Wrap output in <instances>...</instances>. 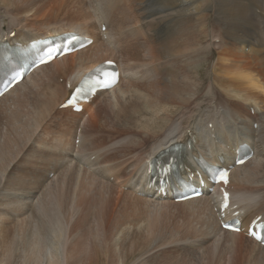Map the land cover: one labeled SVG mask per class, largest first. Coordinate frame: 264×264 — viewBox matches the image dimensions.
Listing matches in <instances>:
<instances>
[{"label": "rangeland", "instance_id": "1", "mask_svg": "<svg viewBox=\"0 0 264 264\" xmlns=\"http://www.w3.org/2000/svg\"><path fill=\"white\" fill-rule=\"evenodd\" d=\"M108 2L109 0H101V3L98 5V8H100L99 10L101 11V19H99V21L102 22L100 28V24L96 25L98 17L94 19L91 12L88 11L89 9L86 8L83 0H34L32 3L27 2V0H0V20L2 21L0 22V31L12 30L18 34H29L26 36H37L45 34L47 32L46 29L62 30L65 28H72L76 31L86 30L90 35L93 36L95 42L89 36H86L87 38H90L91 42L85 48L91 45L92 46L90 49L88 48L83 52L85 58L91 57L90 54L96 56L101 53V55L93 59L95 61H102L103 58L104 60L107 58L114 63H120V65H122V71H120V82H117L118 87L116 88L117 90L115 92L117 95L114 94L115 105L120 107L124 102L128 101L129 98H132V96L133 98L130 99L131 103L134 101L139 102V97H141L140 95L142 93L147 94L148 87L150 89L157 85L161 86L163 81H169L173 75H175V73H177L176 77L178 75L175 65L177 60H173V58H164L154 61L156 58H152V53L150 55L149 51L155 50L153 48V44H149L148 41L152 38L150 36L153 34L151 27L153 24V26H155L157 18H162V16L169 14L172 15L173 10L175 12L176 9H171L172 11L165 10L155 13L148 16L147 18H140V6H137L135 3L132 4L131 0V6H134V8L126 4V6L123 8L124 10L122 9L123 11L119 13L118 19L114 21L112 20L111 15L112 7L108 5ZM204 4L205 3L201 4L202 8L205 6ZM77 8L80 9L84 21H82L81 16H79L76 11H74ZM49 15L52 17H49ZM192 17L195 18V15ZM214 19L215 18L213 15L207 19V25L204 27V30L206 29L205 31L207 32V35H199L198 38L196 36L195 38L197 40L200 38V41H197L195 46H192L188 48V50L183 51V53L178 54L182 56L177 58L179 60L177 67H183L182 63L186 60L189 61L187 58V53L191 55L194 54L193 57H195V61H201L202 58L203 62L202 56L204 55L207 57V59H209L208 66L204 67V65H201L196 71L204 69L201 72H205L206 77H209L206 78V83L203 90L204 92H202L203 94H201V97L197 99L193 107L189 110H185L183 113H178L179 115L175 113L172 121H174V124L179 128L178 131H184L186 128H190L192 123H195V125L198 124L199 126L204 125V123L213 118H215V120H223L225 112H231L233 115H235L234 118L238 120L236 123L237 127L240 129L245 128L247 130L246 136L249 137V142L252 143L251 147L252 149H256V154L253 157L254 161L251 160L252 163H250V165L248 164L243 169H241L248 171L245 173L246 175L242 176L240 173H238L241 170H238L237 172L238 179H240L241 182L240 185L242 186L245 185L244 181L247 179V174L249 171L255 170V167L258 165H260L259 167L261 169L264 168V109L261 108L259 110L255 105L254 107L252 106L248 108L246 102L242 101L239 104L238 110V112H241V115L236 116L237 114L235 113L234 108L229 104V102L233 104L232 100H228V97H225V99L223 96H218V93L216 96H213L212 93L215 91V89H217V87L213 84V76L211 78L210 73L215 61V55L212 54V52H218V48L222 45L221 39L223 36L222 30L219 28V26L211 25V23L215 22ZM147 20L149 22V28L147 29L145 26L141 31L142 34L139 32V35L135 34L134 36L136 37L133 36L134 38L130 36L132 38L130 40L128 39L130 37H126L128 40L126 38H122L123 36L130 33V31L136 30V28L140 26L141 23H144ZM246 28V31H248L246 36L250 35L251 37V26H247ZM195 30L198 29L196 28ZM119 35L121 36L120 39L118 38ZM12 37L14 38V35ZM110 37L112 38L110 39ZM195 38L193 40H195ZM136 41L141 42V44H136L138 58L130 56V54L133 52L131 48L134 47L133 44ZM129 48L131 49L130 51H128ZM191 48L193 51L190 50ZM108 52H110V54ZM91 59L92 58H89L88 60ZM66 61H69L68 65L67 63L64 64L67 65V70L65 69L63 71L62 69H59L53 65L48 68V70H46L47 72L52 71L53 73L52 76L54 85L51 88L52 91H48L47 95L55 99L52 112V121L53 119L55 120V126H51L52 122L46 121L38 128L33 137H29V130L20 128L14 121V118L16 115H18V112L15 108H13L11 101L18 97L20 93L26 89V83L28 82L27 80L33 78V72H35V69L24 78V81H26L20 85L18 89L10 93L6 100L0 102V229H2L0 230V240L3 241V244L1 243L0 246V264L5 263V252L10 247L8 242L12 240L18 242L23 236L21 225L25 222V216L31 215L29 214L32 209V204L30 202H32V200L34 201L40 195V193L44 191L45 187L44 189L42 188L46 182H54L52 179L55 177V175H57V173L59 175V181L57 182L59 187L58 189H54V192L51 190V192L52 194L56 195V202H60L61 208L63 209H60V214L63 218L60 221L61 224L59 223V225L62 227V229H60V242L56 238L60 246L56 245V240L53 239L51 242L49 238L45 237L47 238L45 239L43 237L45 235L49 237L48 234L51 233V227L47 225L48 223L46 221H44L45 223H42L39 221L41 219H39V223H37L38 228L36 227L38 229L36 235L37 238L34 240V242L30 240L29 241L30 243L33 242L34 245L35 242L40 240L38 242L40 245L37 243L35 246L30 244V246H33V248L30 247L31 251H26L25 254L22 256L20 255L18 258H12V261L14 262L11 264H22L21 260L26 262L27 259H29L28 261H31L32 263V261L35 259V256L37 259H39L40 256H37L36 254H40V252L37 251H40L39 249L41 247L44 248L45 246H43V244L45 245L46 243H48V248L46 247L47 250L52 249V252L49 251L53 253L52 255L48 252L50 254L48 255L51 256L52 261L47 255L48 257H46L47 259L45 260L48 261L46 262L44 260L42 264H118L119 262V264H212L213 261L209 259L210 254L214 252V249L217 246V241L219 240L221 243V241L226 238L225 234L223 233L225 230L221 228L219 223L223 217H221L220 213L216 211V207L213 208V211L211 210L212 214L208 212L207 216L202 215V217H199L196 213L192 214L190 211H184L181 209L176 212L174 210L175 208L173 207L172 210L175 211L173 213L172 211H156L155 209H153L152 212L149 213L148 211L147 213V209L144 208V199L161 204H168L170 202L176 201L162 195L157 198L153 195L152 191H147L148 188L141 186L138 187L134 181L137 179V177L132 175V168L137 160L130 158L131 155L135 153L137 155L143 156L150 152V149L154 146V144L159 141V134H150L149 140H146L145 138L140 140V142H137L135 145H132L128 149L124 150L126 151L125 153L121 154L115 152V147L111 143L108 144V138H106L104 128L102 127L103 125L98 123L99 121H101L104 125L107 123V121H102L104 120L103 115L105 108H103L101 95H94L87 103V106L82 110L75 112L71 109H68V112L77 113V120H81L83 117L88 118V120L82 122L84 125V136L82 137L83 145L88 144V141L85 139V137H89L93 130L102 132V135L100 136L102 140L86 145L84 148L80 149L79 156H83L84 154L86 155L97 148L106 149L109 154L108 161L110 162H107L109 165H111L113 162L114 165L118 167L117 163L111 160H123L128 158L124 172L119 171L118 173H114V170L108 169V172L105 170V178L97 179L92 173H90L92 171L90 167L87 168V171H89L87 172L80 164L77 162L74 163L73 160H70L71 162L69 161L71 165L70 167L69 163H67L68 161L65 162L67 160L69 151H58L51 147L53 144L52 140L55 138V133L57 136H59L61 133L60 131L66 129V126H64V128L59 126V122L64 119V117L71 118L69 113H65L63 115L61 111L64 110V108H61L58 105L68 90V87L65 84V82H67L65 73H69L74 67L73 64L77 63L76 58L74 60H70L69 58ZM87 64H89V62L85 63V65ZM138 68L139 71H142L151 77V82L153 84L146 87L147 91L143 88L149 83V81L143 84L136 83L138 87H141L139 89L127 86L130 84L129 82H126L128 77H130V75H128L130 74L129 70H138ZM47 72H44V74L49 75L50 73ZM163 74H166L167 76H163ZM187 75V79H189L187 81H190L191 84L195 85L196 81H198V79L196 80V77H199V75H196L191 71H189ZM56 85L59 87L57 91L61 94V96L55 97L53 88ZM36 96H39V93H35L34 97ZM160 96L166 98V102L169 101L165 92L157 93L155 95L157 99H159ZM118 97L120 100H118ZM136 97H138V99H136ZM32 102L28 105V109L30 111H34L35 109L36 102ZM4 104L8 105L10 108H5ZM156 106L157 105L153 102V104H151L147 110L142 109V111H140L137 116H141L140 119L143 121L145 118L142 117V115H146L149 119H151V113L156 111L155 108H158ZM115 110L116 109L114 107L113 111ZM88 114L91 116L88 117ZM21 118L24 120V116H21ZM238 118L241 119L239 120ZM156 120H158V118H156ZM76 121H74L72 126L76 124ZM11 122L16 124L17 127H11ZM77 123L79 125L78 121ZM166 127L167 126L163 128L165 131ZM51 131H58V133L53 132V136H50ZM162 132L164 131L162 130L161 133ZM143 136L147 137L145 135ZM73 144L74 143L71 139L69 147H72ZM221 145H219V147L221 146V149H228L224 142H222ZM71 151L72 149L70 152ZM105 162L106 161L104 160L100 161L101 164ZM74 165L81 167V179L77 180L75 183H69L68 179L66 180V176L64 175L69 172V169ZM258 173H260L257 177L258 182L256 181L254 186L246 188L251 190L258 188L259 190L255 192L258 193L259 196H250L252 200H254L253 202L257 204L251 211L245 213V225H247L253 219L252 215L256 214V216H258L257 214H259V211L264 209V172L260 170ZM100 180L110 185L111 192L109 197L111 201H106L104 203V207L107 209L104 211V213H102L103 215L101 214L103 206L102 203H99L96 206H100L99 208L95 207L96 209H93L95 212H89L91 215L92 228L89 231L90 234H88V236L86 234V238H83L85 239V241L83 240L84 246L79 248L76 245L78 239L77 237H74V228L76 227L77 221L79 220L77 218H80L81 216L79 209L82 210V208H80V204L84 201L86 192L89 189L94 188L91 186V182H100ZM233 183L236 184L235 181ZM53 186V183L50 184L51 189ZM213 187L215 186H212V189ZM224 187H226V185ZM232 187L233 185L227 188ZM210 188L211 187H207L206 189H203L199 196L193 197L191 199L202 198L208 205L212 191ZM240 194L242 195L243 193L239 192L237 195ZM256 199L259 200L257 201ZM68 202H70L69 205ZM77 203H79V205ZM151 207L153 208L152 205ZM223 214L224 212L222 215ZM110 216L111 218H108ZM39 217L41 218L40 215L38 218ZM209 217L212 221L210 224L212 228L210 230L208 228V224L206 223ZM114 221L116 224H113L115 223ZM110 222L112 224H110ZM44 226L45 228H43ZM102 229L103 231H101ZM46 230H48V233L45 232ZM101 232L103 233L102 237L100 235ZM242 236L248 238L244 232H242ZM107 237L109 238L106 240ZM47 240L48 242H46ZM29 241L27 240L26 243H29ZM12 246L13 244L11 247ZM34 247L37 248H35L33 252L32 249H34ZM229 250L230 251L228 253L226 252L225 255L221 257L218 264H248L246 259H244L247 258V256L245 257L244 254H240L237 249L231 250V248H229ZM29 251L31 253L33 252L31 254L32 257L30 256V253H28ZM16 252L17 251H15V253ZM35 252L37 253L35 254ZM27 254H29V256ZM25 255H27V258L23 259V256L25 257ZM74 255L77 256V260H73V257H75ZM33 257L34 259H31Z\"/></svg>", "mask_w": 264, "mask_h": 264}, {"label": "bare ground", "instance_id": "2", "mask_svg": "<svg viewBox=\"0 0 264 264\" xmlns=\"http://www.w3.org/2000/svg\"><path fill=\"white\" fill-rule=\"evenodd\" d=\"M83 1L85 3L86 8L89 9L88 11L91 12L94 19L98 17L96 25L100 24L101 28L102 22L99 21V19H101V11L99 10L100 8H98V5L101 3V0ZM27 2L32 3L34 2V0H27ZM133 3L137 4V6H140V18H147L148 16L153 15L155 13H159L165 10L176 9L175 12L173 10L172 15L169 14L166 16H162V18H157L155 26H153V24L151 27L153 34L150 36L152 38L150 39L148 37L150 40H147L149 41V44H153V48L155 51L151 50L149 51V54L151 55L152 53L151 57L156 58L154 61L164 58H173V60H177L175 62V65L178 71V75L176 77L177 73H175V75H173V77L169 81H163L161 83V86L159 85L161 88L157 85L150 89L148 87L147 91L146 87L153 84L151 82L152 80L150 75L148 76L142 71H139V68L138 70H135L136 68L130 69V74H128L130 75V77H128V80L126 81L130 84H128L127 86L139 89L141 87H138L136 83L143 84L149 81V83L143 88L147 91V94L142 93L140 95L141 97H139V102L134 101L131 103L130 99L133 98L132 96V98H129L128 101L125 100L126 102H124L123 105L117 107L114 103V94H116V88L118 87V83L120 82V71H122V65H120V63H116L119 76L118 83L116 84V86L108 90L98 91L95 94L101 95L103 108H105L103 115L104 120L102 121H107V123L106 125H104L101 121H99L98 123L103 125L102 127L104 128L106 138H108V144L111 143L115 147L114 151L122 154L126 152L124 150L128 149L132 145H135L137 142H140V140L144 138L146 140H149L150 134H159L160 137H158L160 139L150 149V152L146 153L143 156L137 155L135 153L132 154L131 157L129 156L130 158L137 160V162L134 163L132 168V175L137 177V179L134 180L135 183L138 185V187L141 186L144 188H148L147 191H152L153 195L157 198H159L162 194H173V187L170 186L169 182L159 184L161 178L159 174H156V176L152 178V174L148 169V165L150 164L153 158L161 154V152L171 144L179 142L184 144L185 150L183 155V168L181 171V176L182 179L190 181L192 186H198L202 182V180L203 186H206L208 182H210L209 179L206 177L205 179H203V174L205 173V171L200 165L198 159L196 158L198 155H200L202 159L211 166L225 167L226 169H228V178L226 180L216 181L217 185L213 187L211 191V199L209 198L208 205L205 203L206 201H204V199L202 198L181 200L182 202L173 201L168 204H161L158 202L154 203L151 202V200L144 199V208L147 209V213L148 211L149 213L152 212L153 209H155L156 211H172V213L175 211L177 212L181 209L184 211H190L192 214L196 213L199 217H202V215L207 216L208 212L212 214L214 207H216V211L219 212L220 205L222 204L225 195L228 199V205L225 207V209H223L224 214L221 216L223 217L221 221L226 222V220H229L231 218H237L240 221V231L239 233H236L231 230L224 229L225 231H223V233L225 234L226 238L221 241V243L219 242V240L217 241V246L215 247L214 252L210 254L209 259H211L213 263L218 264L221 257L224 256L226 252L228 253L230 251L229 248H231V250L237 249L240 254H244L245 257L247 256V258L244 259H246L248 264H260L262 262V264H264V247L261 246V242L254 240L251 236L248 238L242 236V232H244L246 236H249L247 229L251 222H247L248 224L245 225L244 222L246 219H244V215L245 213L251 211L253 207H255L257 204L253 202L254 200H252L250 196H259L258 193L255 192L259 190L258 188L252 190L246 188L254 186V183L257 181V177L260 174L258 173V171L262 170L264 172V168L261 169L259 167L260 165L256 166L255 170H251L247 174V179H245L244 181L245 185H240L241 182L240 179H238V173H240L242 176L246 175L245 173L248 171H244L241 169H243L248 164L250 165V163L254 161L253 157L256 154V149H252V143L249 142V137L246 136L247 130L245 128L240 129L237 127L236 123L238 122V120L234 118L235 115H233L231 112H225L223 120H215V118H213L204 123V125L199 126L198 124L195 125V123H192V125H190V128H186L184 131H178L179 128L177 127V125L174 124V121H172L175 113L180 114L183 113L185 110L191 109L196 103L197 99L201 97V94H203L202 92H204L203 90L205 87L206 78L209 76L206 77L205 72H201L204 69L198 71L196 70L201 65L207 67L209 59H207V57L203 55V62L202 58L201 61L197 60V62L195 61V57H193L194 54L191 55L187 53V58L189 61L186 60L187 62H183V67H177V63L179 61L177 58L182 56L178 54L183 53V51L188 50V48L192 46H195L196 42L200 41V38L198 40L195 38L196 36L198 38L199 35H207V32L205 31L206 29L204 30V27L205 25H207V19L209 17H212V15L215 18V22L211 23V25L219 26V28H221L222 30L223 35L221 39L222 45L218 48V52H212V54L215 55V61L213 63L210 73L211 78L213 76V84L217 87V89H215L216 87L214 88L215 91L212 93L213 96H216V94L218 93V96L220 95L224 98L228 97V100H232L233 104L231 102H229V104L232 105V107L234 108L235 113L237 114L236 116L241 115V112H238V110L239 104L242 101L246 102L248 108L252 106L254 107L255 105L259 110L261 108L264 109V0H207V2L206 0H132V4ZM202 3H205V6L203 8L201 7ZM126 4L134 8V6H131V0H109L108 5L112 7V20L116 21L118 19L119 13L124 10L123 8L126 6ZM74 11H76V13L81 16V20L84 21L80 9L77 8ZM72 15L74 16L73 13ZM191 15H195V18ZM49 17L52 16L49 15ZM0 22L2 21L0 20ZM148 25L149 22L147 20L146 22L141 23V25L138 26L136 30L130 31V33L123 36L122 38L124 39L130 36L134 38L136 37L134 35L138 34L139 32L141 33L142 29L145 26L148 29ZM247 26H251L252 28L251 37L250 35L246 36V33H248V31H246ZM196 28L198 30H195ZM46 31L47 32L45 34L42 33L43 35L26 36L29 34L24 33L23 35L15 33L12 30H2L0 31V41H7L9 45L17 43L21 46H24L30 41H35L40 38H48L54 36L55 34H64L67 32L75 33L80 37L84 38H87L86 36H89L92 40H94L93 36L90 35L86 30L76 31L72 28H65L62 30L46 29ZM13 35L14 38L12 37ZM120 37L121 36L119 35L118 38L120 39ZM131 37L128 39H132ZM111 38L112 37H110V39ZM194 38L195 40H193ZM137 43L141 44V42L136 41L133 44L134 47L131 48L133 52L132 54H130V56H134L135 58H138L136 51ZM91 46L83 49L81 48L80 50H77L76 52L70 54H64L59 58L54 57L49 63L38 66L37 69H35V72H33V78L27 80L28 82L26 83V89L22 91L18 97L11 101L13 104V108H15L18 112V115H16V117L14 118V121L20 128L29 130V137H33L34 133L38 130V128L46 121L52 122L51 126H55V120L53 119L52 121V112L55 99L47 95L48 91H52L51 88L54 85L52 76L53 73L52 71H48L50 73L48 75L44 74V72L46 73V70H48V68H50L52 65L59 69H62L63 71L65 69L67 70L66 66L68 65L69 61L67 62L66 60L69 58L70 60H74L75 58L77 59V63L73 64L74 67L72 66L73 69L71 71L68 70L70 71L69 73H65V78L67 81L65 82V84L68 87V90L65 96H63L61 102L58 104L60 106L71 93L72 89L81 79V77L84 76L87 72L89 73L101 62L107 59L105 58L104 60L103 58L102 61H95L94 59L97 56L101 55V53L96 56L90 54L91 57L89 58H92L91 60H88L89 58H85L83 52L86 51L88 48L90 49ZM131 49L129 48L128 51H130ZM190 50H192V48ZM108 53L110 54V52ZM86 62H89V64L85 65ZM66 63L67 65H64ZM189 71L196 75H199V77H196V80L198 79V81H196L195 85L191 84L190 81H187L189 80L187 79V74L189 73ZM163 76L167 75L163 74ZM25 81L23 77L20 81L21 83L18 82L17 84L12 86L7 92H5L0 97V102L6 100L9 97V94L12 93L14 90L18 89L19 86L22 85ZM58 89L59 87L57 85L53 88V92H55V97L61 96V94L57 91ZM163 92H165V94L168 96V102H166V98H164L163 96L159 97L160 100L155 97L157 93ZM35 93H39V96L34 97ZM136 99H138V97H136ZM118 100H120V98ZM32 101L36 102L34 111H30L28 109V105L31 104ZM153 102L157 105L156 107L158 108H155L156 111L151 113V119H149L146 115H142V117H144L145 119L144 121L141 120V116H137V114L142 111V109L147 110L149 106L153 104ZM87 103H81L83 108L87 106ZM4 106L5 108H10L6 104H4ZM114 107L116 109L115 111H113ZM61 112L63 113V115L65 113H69L71 118L64 117V119L59 122V126H61L62 128L66 126V129L61 130L59 136H57L55 133V138H53L52 140L53 144L51 147L55 148L58 151H69L67 155V160L65 162L68 161L67 163H69L70 167V160H73L74 163L77 162L78 164H80L86 171L87 168L90 167L92 170L90 173H92L93 176L97 179L105 178V170L108 172V169L114 170V173H118L119 171L124 172V168L127 165L128 158L123 160H111L115 161L118 167H116L113 162L111 165H109L107 164V162H110L108 161L109 154L106 149L97 148L86 155L84 154L83 156H79L80 149L84 148L86 145L102 140V138H100L102 132L93 130V132L90 133L91 135L89 137H85V139L88 141V144L83 145L82 137L84 136V125L82 124V122L88 120V118L83 117L81 120H77V113L68 112V109H64ZM21 116H24V120H22ZM90 116L91 115L88 114V117ZM156 118H158V120H156ZM238 119L240 120L241 118ZM76 120L79 122V125ZM74 121H76V124L72 126ZM16 124L11 122V127H17ZM165 126H167L166 131L163 129ZM162 130L164 132L161 133ZM53 132L58 133V131H51L50 136H53ZM143 135L147 136L148 138L144 137ZM71 139L74 143L72 145L73 148L69 147ZM188 139L192 141V146H189L188 143H186ZM222 142L226 144L228 149H221ZM243 144L249 146L252 151V157L248 158L242 164L234 165V160L237 154L236 148ZM219 145L221 146L219 147ZM71 149L72 151L70 152ZM102 160L106 162L101 164L100 161ZM238 170L241 171L238 172ZM58 176L59 175L57 173V175H55L56 178L54 177L52 179L54 180V182H46L43 185V188L41 185L42 189H44L45 187L44 191L40 193V195L34 201L32 200V202H30L32 204V209L29 214L31 215H26L25 222L23 221L24 223H22L21 225L23 236L18 242H15L14 240L8 242V245H10V247L5 252L4 264H11L12 262H14L12 261V258L14 259L15 257H20V255L22 256L23 254H25L26 251H31V248H33L36 243L39 244L38 242L40 240L35 242L33 245L34 240L37 238V223H39V219H41L39 221L42 223L46 221L48 223L47 225L51 227V235L48 234L49 237L46 235L43 237L49 238L51 242L53 239L56 240V238L58 241L60 240V229H62V227L59 225V223L61 224L60 221L63 219L60 214V209L62 208L60 202H56V195L52 194V192H54V189H58L59 187L57 185V182L59 181ZM64 176H66L65 178L66 180L68 179L69 183H75L77 180L81 179V167L78 165H74ZM151 180L153 181L151 182ZM233 180L237 184V188L236 184L233 183ZM52 183L54 184V186L51 189L50 184ZM225 185L226 187H224ZM231 185H233L232 188H227L231 187ZM91 186L94 188L89 189L86 192L85 199L80 204V208H82V210L79 209V211L81 212V216L80 218H77L79 220L77 221L76 227L74 228V237H77L78 239L76 245L79 248L84 246L85 239L83 238H86V234L87 236L88 234H90L89 231L92 228L91 215L89 214V212L93 213V209L99 203H102V214L107 209H105L104 203L106 201H111L109 197L111 189L108 183H105L101 180L100 182L92 181ZM176 188H181V186H178L176 184L174 189ZM182 191L183 190L180 189V192ZM239 192H242L243 194L237 195ZM69 203L70 202H68V205ZM77 204L79 205V203ZM151 205L153 206V208L151 207ZM172 207L175 208V211L172 210ZM190 212L188 213L191 214ZM39 215L41 216V218H38ZM254 215L256 216V214ZM254 215H252L253 218L255 217ZM257 215L259 216V219L256 222L264 223V209L262 211H259V214ZM108 218H111V216ZM206 223L208 224V228L210 230L212 228V226L210 225L212 223L210 217L208 218V221H206ZM110 224L112 223L110 222ZM113 224H116V222ZM45 226L43 228H45ZM101 231H103V229ZM45 232L48 233V230H46ZM100 235L102 237L103 233L101 232ZM108 238L109 237H107L106 240ZM27 240L33 242L30 243L29 241V243H26ZM57 240L56 245L58 246L60 241L58 242ZM46 242H48V240ZM1 243L3 244L2 240H0V246ZM12 244L13 246L11 247ZM30 244L33 246H30ZM47 244L48 243H46L45 245L43 244V246L45 247H41L39 249L40 251H37L40 252V254L35 252V254L37 253V256H40L39 259H37L35 256V259L34 257L31 258L34 259L32 263L31 261H28L29 259H27L26 262H23L21 260V263L42 264L44 260L47 259L46 257L50 255L49 253L52 252V249L47 250ZM35 248L37 247H34V249H32L33 252ZM15 251L17 252L15 253ZM30 251L28 253H30L31 256L33 252L31 253ZM52 254L53 253H51V255ZM27 255L29 256V254ZM27 255H25V257L23 256V259L27 258ZM48 258L51 259V256H49ZM73 260H77V256L73 257Z\"/></svg>", "mask_w": 264, "mask_h": 264}, {"label": "water", "instance_id": "3", "mask_svg": "<svg viewBox=\"0 0 264 264\" xmlns=\"http://www.w3.org/2000/svg\"><path fill=\"white\" fill-rule=\"evenodd\" d=\"M5 56V55H4ZM4 57L1 56L0 59H3ZM247 147L245 145H241L238 147V151H244ZM167 150H170V148H167ZM153 167V166H152ZM162 168L164 169V167L162 166ZM167 169V172L169 174V179L171 180V178H175L174 176V172L177 174V176L179 175L178 172H177V168H176V165H171V166H166L165 167ZM165 174V171L162 172V175ZM257 229L263 233L264 235V224H261V225H257Z\"/></svg>", "mask_w": 264, "mask_h": 264}]
</instances>
